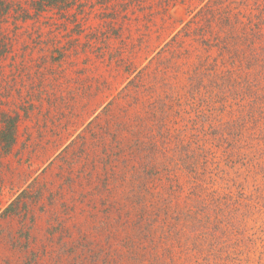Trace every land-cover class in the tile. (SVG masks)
Returning <instances> with one entry per match:
<instances>
[{
	"label": "rangeland",
	"instance_id": "374dc122",
	"mask_svg": "<svg viewBox=\"0 0 264 264\" xmlns=\"http://www.w3.org/2000/svg\"><path fill=\"white\" fill-rule=\"evenodd\" d=\"M30 1L0 15V113L17 117L0 152V264H264V173L239 154L256 141L213 140L214 118L242 105L191 91L208 53L184 37L207 5L244 13L264 1L72 0L37 15ZM154 106L168 150L184 141L181 153L207 162L202 222L216 240L174 235L191 224L176 215L194 199L190 175L175 199L164 179L142 180L133 142ZM163 157L152 160L168 166ZM198 244L203 254L187 251Z\"/></svg>",
	"mask_w": 264,
	"mask_h": 264
},
{
	"label": "trees",
	"instance_id": "16d2710c",
	"mask_svg": "<svg viewBox=\"0 0 264 264\" xmlns=\"http://www.w3.org/2000/svg\"><path fill=\"white\" fill-rule=\"evenodd\" d=\"M71 2L72 0H32L30 9L33 10V15L52 8L67 10ZM12 4L13 0H0V15L8 14ZM253 6V9L244 13L229 11L228 14H224L207 5L198 12V21L192 22L194 30L188 33V29L184 37L193 34L196 37L195 41L203 47L205 53H208L189 78L190 85H193L190 86L191 91L197 93L196 90L199 87L202 89L203 85L208 98L216 99L223 104L230 99L242 105L241 109H237L238 111L226 113V119L220 117V114L214 118L213 140L220 141L229 148L240 145V141H243V144L248 140L256 141L254 146L241 148L244 153L241 151L239 154L248 157V161L254 163L252 168L264 173V158H262L264 156L262 134L264 122L257 123L264 120V114L261 112L264 110V2ZM15 13H17L15 18L20 20V12ZM33 15L26 12L22 19H29ZM180 33L181 31L173 39ZM160 111L159 107H153L148 119L149 126L139 130L133 142L136 152L145 151L139 156L142 161L147 160L142 167L140 166L139 173L142 175V180L146 181L152 175L157 177L158 181L164 179L168 196L175 199L182 193L179 177H182L185 172L190 175L195 184L192 186L194 193L190 192L194 199L187 197L190 204L184 206L186 212H177L176 215L179 221L191 224L181 225L174 235L182 238L183 241L202 240V244L216 240L218 232L216 227L204 228V222H202L205 218L202 206L206 207V201L203 197L205 189L202 188L201 178L207 169L205 167L207 162L199 161L202 158L201 152L194 154L190 150L189 155L181 153L179 146L183 145L184 141H178L172 149L168 150L170 139L166 137ZM16 123V116L0 113L1 154H8L15 143ZM201 143L198 148L204 147L205 143L203 141ZM156 153L164 156L168 166L152 160ZM174 157H177L176 161ZM173 162L175 164L172 166ZM10 206L11 204L5 209L4 214L9 212ZM207 224L209 223L206 222ZM174 235L172 234L170 242L178 247V239L176 240ZM187 251L194 255L203 254L199 244L198 248L192 246L187 248Z\"/></svg>",
	"mask_w": 264,
	"mask_h": 264
}]
</instances>
